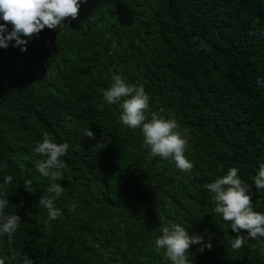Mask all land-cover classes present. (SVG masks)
<instances>
[{"label": "trees", "instance_id": "trees-1", "mask_svg": "<svg viewBox=\"0 0 264 264\" xmlns=\"http://www.w3.org/2000/svg\"><path fill=\"white\" fill-rule=\"evenodd\" d=\"M25 47L0 48V180L12 176L0 188L4 211L21 218L0 237L4 264H171L154 241L173 222L211 242L190 244L193 264H264V238L231 248L236 233L203 187L230 166L251 184L264 161V0H80L76 18ZM113 73L143 85L150 113L177 121L190 171L150 156L139 129L103 103ZM44 131L68 144L60 215L47 227L38 199L49 179L32 152ZM249 190L264 212V193Z\"/></svg>", "mask_w": 264, "mask_h": 264}, {"label": "clouds", "instance_id": "clouds-1", "mask_svg": "<svg viewBox=\"0 0 264 264\" xmlns=\"http://www.w3.org/2000/svg\"><path fill=\"white\" fill-rule=\"evenodd\" d=\"M80 0H0V48H7L12 41L13 46H19L21 51L26 50L27 39L32 34L45 28L54 29L64 24V18H76ZM11 25L9 28L8 25ZM257 85H264V79L257 77ZM104 104L116 105L119 109L118 120L130 129H139L142 134V143L148 149L150 156L170 159L180 172L190 171L192 162L184 155L187 139L178 130L177 121L162 114L150 113L149 97L142 84H132L119 73L111 75L107 87L100 89ZM83 136L93 138L94 133L90 127L83 129ZM68 147L67 142H56L47 131L40 135L32 152L39 154L35 161L36 170L49 179L46 192L48 196L41 195L38 203L47 211L45 226L60 215V209L54 205L64 191L60 181L63 179L65 164L62 157ZM5 162L0 161V168ZM238 168L230 166L226 173L216 176L203 187L208 190L213 204L212 213L219 214L220 218L228 222L227 226L236 233L230 241L233 249L242 247L249 238H264V212L253 208L250 197L252 186L264 193V161L258 162L252 183L241 179L237 174ZM12 176L5 174L0 183L7 185ZM29 181L25 182V189ZM9 204L8 194L0 188V237L11 235L17 230L20 216L16 212L6 213L4 210ZM246 232L241 233L240 230ZM155 249L164 250V256L171 264H193L188 259L190 244H198L199 250L210 248V240H204L200 234L190 235L186 227L178 222L161 225L159 234L155 236ZM264 251V250H262ZM10 255L15 258L18 250L9 249ZM23 264H32L28 256L22 257ZM0 264L4 261L0 259Z\"/></svg>", "mask_w": 264, "mask_h": 264}]
</instances>
